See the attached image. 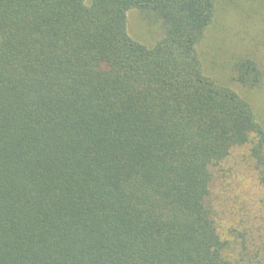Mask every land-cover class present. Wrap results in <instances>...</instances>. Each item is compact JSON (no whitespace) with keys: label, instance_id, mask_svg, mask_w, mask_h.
<instances>
[{"label":"trees","instance_id":"16d2710c","mask_svg":"<svg viewBox=\"0 0 264 264\" xmlns=\"http://www.w3.org/2000/svg\"><path fill=\"white\" fill-rule=\"evenodd\" d=\"M132 9L162 25L152 47L127 34ZM214 12L0 0V264H264V199L235 198L227 214L239 224L246 202L254 223L228 230L212 200V167L237 147L264 185V130L198 57ZM236 53L231 80L257 88Z\"/></svg>","mask_w":264,"mask_h":264},{"label":"rangeland","instance_id":"374dc122","mask_svg":"<svg viewBox=\"0 0 264 264\" xmlns=\"http://www.w3.org/2000/svg\"><path fill=\"white\" fill-rule=\"evenodd\" d=\"M126 32L130 38L146 47H152L161 37L163 27L159 22H153L138 10L132 9L126 13ZM197 50L207 73L219 85H226L246 101L253 110L255 120L264 130V0H215L213 23ZM234 52L250 56L257 62L262 75L257 88H243L233 81V76L231 80L232 70L227 59ZM212 173V200L220 210L223 225L228 230V226L238 224L237 216L227 214L230 207H237L233 205V200L241 195L245 196L244 201L252 197L257 203L259 198L264 199V185L258 183L257 170L249 157L247 146L234 148L227 160L212 167ZM217 184H221L220 187ZM240 191L246 192L240 194ZM260 206L259 203L257 208ZM239 207L244 214L236 228L249 227V220L254 223L248 215L251 204L245 202ZM251 244L255 245V240ZM230 254L232 258L235 257L234 260H239L243 253L238 247L235 254Z\"/></svg>","mask_w":264,"mask_h":264}]
</instances>
